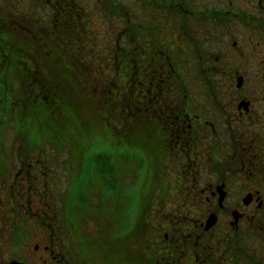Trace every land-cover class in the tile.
I'll list each match as a JSON object with an SVG mask.
<instances>
[{"label":"flooded vegetation","instance_id":"obj_1","mask_svg":"<svg viewBox=\"0 0 264 264\" xmlns=\"http://www.w3.org/2000/svg\"><path fill=\"white\" fill-rule=\"evenodd\" d=\"M38 1L40 18L29 1L22 11L0 10V37L22 19L29 33L44 35L34 39L49 46L48 58L52 46L68 45V58L77 63L119 62L108 67L114 77L105 106L120 134H143L153 172L149 200L156 196L151 248L140 251L141 260L264 264V0ZM102 38L105 49L96 50ZM6 44L12 43H0V73L11 59ZM40 65L33 72L43 82L29 88L53 90L48 81L56 71ZM76 68L68 72L75 78ZM46 99L47 110L53 101ZM24 162L20 170L28 174L44 167L41 158ZM15 228L9 218L4 232ZM46 230L33 247L41 257L34 264H79Z\"/></svg>","mask_w":264,"mask_h":264},{"label":"rangeland","instance_id":"obj_2","mask_svg":"<svg viewBox=\"0 0 264 264\" xmlns=\"http://www.w3.org/2000/svg\"><path fill=\"white\" fill-rule=\"evenodd\" d=\"M26 1L31 5L29 9L33 17L40 18V12L43 10H40L41 3L38 0H0V10L7 8L11 12H15L16 9L22 11ZM19 22H13L12 25L17 28L11 26L10 30L0 37V43L8 40L12 43L10 48L6 44L11 53L8 68L5 69V73H0V99L1 104H6L5 107H0L3 114L0 119V264H7L11 259L34 264V258H41L38 254L33 255V247L43 243V234L35 231L34 234H30L29 231L28 239L21 244L22 247L17 248V252H14L16 249L11 247L12 244L9 245V235H6L7 232L4 230L8 228L9 218L16 215L15 211H12L14 207L16 206L18 213L28 212V200H32V211L39 209V198L34 196V189L39 190L44 179L47 187L38 192H43L47 198L50 196L61 198L68 189L67 183L72 185L79 182L77 171L80 166L81 174H88L86 171L88 164L93 162V157L97 153L109 155L110 164L116 172L109 176L116 187L114 192L117 193L116 199L111 193L113 201L107 206L109 211L107 217L108 219L111 217L109 220L112 224L104 226L101 217L97 219V216L94 218L95 215L91 217L88 215L84 227H88L87 230L93 233L90 234L91 242L87 246L89 251L82 252V247L77 246L81 242L74 239L72 249L76 247L77 249L76 255L73 253L72 261H80L79 264H104L107 259V264H110L109 257L112 256L116 264H149L145 257L141 260L140 251H143V254L146 252L145 249L151 248L150 216L152 202H156V196L153 200L146 201L147 197L150 198L149 188L151 189L153 172L150 165L151 155L143 148L146 142L143 134L139 136L132 134L130 139L125 140V134H120L113 121L106 120V123L101 116L103 110L99 105V107L95 105L96 98L92 97L93 94L88 95L87 78L72 79V76L66 73L71 71L73 64H80L76 58L70 64L65 61L71 54L70 46L65 45L63 48L52 46V56L48 58L45 51L49 46L42 45L40 48V43L34 39L36 36L38 39H44V35L35 34L33 31L29 33L21 25L22 19ZM96 26L97 24L95 25L97 30ZM98 27L104 29L100 24ZM101 36L100 33L97 38ZM105 40L102 38V41L97 42L96 50L105 49ZM17 47L38 61L34 62L25 56L28 67H32L27 73L14 65L15 59L18 58ZM42 61L48 68L56 71L52 76L53 88L69 91L63 100L71 101V107L58 109L59 100L55 95L50 96L53 105L47 110L43 105H39L38 100L33 103L26 99L31 94L29 81L36 76L43 77L38 70L37 73L33 72L40 69ZM104 67L105 64L101 62L100 68ZM95 78L98 79L97 76ZM41 95V91L37 93L38 97ZM37 158L42 159L44 167L33 166L29 174L26 170H20L24 161L35 163ZM36 167L42 170L38 171L37 179L32 183ZM24 178L26 183L21 181ZM22 192L24 200L26 199L25 205L18 200L9 205L11 197ZM94 200L96 203L97 198ZM98 213L101 215L99 211ZM126 233L129 235L125 236Z\"/></svg>","mask_w":264,"mask_h":264},{"label":"trees","instance_id":"obj_3","mask_svg":"<svg viewBox=\"0 0 264 264\" xmlns=\"http://www.w3.org/2000/svg\"><path fill=\"white\" fill-rule=\"evenodd\" d=\"M95 49L97 46V42L94 44ZM28 54L24 52V50L18 49V58L15 59L14 65L18 68H23L28 66V60L26 57ZM28 58H31L32 61L38 62L36 58H33V56H28ZM96 59L97 61L95 62ZM101 59V60H100ZM65 61H67L69 64L72 63V59L65 58ZM80 64H77L76 70L78 77L81 78H87L89 83L88 88V95L93 94V98H96V104L97 107H101L103 112L101 113L102 119L106 122V120H111L115 123L116 129L119 128V121L118 118L115 116H109L112 114H109L107 111V108L105 106V99H106V91H107V80H109L110 77H114L111 70L108 68L109 64L114 65L115 67L119 66L118 60H110L107 58H101V57H94L91 61H87L86 59H80ZM101 62L105 64V67L102 69L100 68ZM73 64V67H75ZM68 74V72H66ZM70 75V74H69ZM97 76L98 79L95 78ZM4 77H7V74L4 75ZM76 77V78H78ZM75 77H72V79H76ZM51 83H54L53 77L50 79ZM43 78L42 77H33L30 83H42ZM53 86V85H52ZM113 89H117L113 87ZM44 90V91H43ZM45 93L44 97H38V92ZM31 94L26 99H29L30 102H35L38 100L39 105L43 104V101L46 99V97L49 99L50 95L54 96L55 98H58L59 103L62 107H70L71 101H64L65 95L67 92L66 90H58L56 87L50 88V86H46V88H30ZM46 96V97H45ZM47 100V99H46ZM2 101L0 99V107L6 106V104H1ZM99 105V106H98ZM3 114L0 111V119L2 118ZM107 123V122H106ZM132 134H125V140H128L131 138ZM136 136V134H135ZM136 139V137H135ZM109 155L97 153L93 157V162L89 163V167H87L88 174L82 175V168L80 166L79 170L77 171V176L79 182L77 184L70 185L67 183L66 186H68V189L66 193L61 198L58 197H48L44 195V193H40L38 191L44 190L43 184H41L38 188L34 189V196H38V203L39 209H37L35 212L32 211V200H28L29 204V211L28 212H19L16 210V206L14 207L16 215L11 218L13 220V224L16 227L15 231L9 235V245L12 244L11 247H13L14 252H17L21 244L25 242L28 239V232L30 231V234H34V231L43 234L44 236L47 234L46 229H50L49 232H52L51 235H55L57 237L56 242L57 243H63L65 245V248L70 249V251H74V254L76 255V248L72 249L74 239H77V241L81 243H77V246L82 247V252H88L89 247L88 244L90 241V233L87 228L84 227V222L89 217L94 216V218L97 219L98 217H101V223L104 222V226H109L112 224V222L108 219L107 215H109V211L107 206L113 201L111 200L112 196L111 193L115 195V199L117 198V193L115 194V184H113L109 176H112V174H115L112 165L110 164ZM137 171V170H136ZM122 173V172H121ZM143 187V185H142ZM141 187V188H142ZM113 192H110V191ZM141 191V189H140ZM146 193V192H145ZM19 194V193H18ZM20 195V196H19ZM19 195H14V198L9 201V205L12 203H16L18 201H22V204L26 202V199L24 200V192ZM140 195V192H139ZM97 198V202L95 203L94 198ZM113 199V198H112ZM142 199L144 200V195L142 196ZM149 198L147 197L148 201ZM15 201V202H13ZM145 201V202H146ZM144 202V203H145ZM97 210V211H95ZM98 211L101 213V215L98 213ZM103 229V228H102ZM118 229V228H117ZM116 230V229H115ZM56 232V233H55ZM129 233H126L125 236H128ZM124 236V237H125ZM66 242V244H65ZM71 246V247H69ZM18 248V249H17ZM81 252V253H82ZM74 258V257H73ZM115 258L109 257L110 264H116L114 262ZM107 259L104 261V264H107ZM122 261V260H120Z\"/></svg>","mask_w":264,"mask_h":264},{"label":"water","instance_id":"obj_4","mask_svg":"<svg viewBox=\"0 0 264 264\" xmlns=\"http://www.w3.org/2000/svg\"><path fill=\"white\" fill-rule=\"evenodd\" d=\"M9 264H24V262H20L18 260H11Z\"/></svg>","mask_w":264,"mask_h":264}]
</instances>
